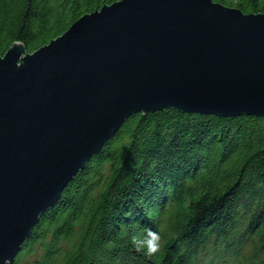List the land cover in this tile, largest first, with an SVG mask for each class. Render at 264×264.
Returning a JSON list of instances; mask_svg holds the SVG:
<instances>
[{"label":"water","instance_id":"obj_1","mask_svg":"<svg viewBox=\"0 0 264 264\" xmlns=\"http://www.w3.org/2000/svg\"><path fill=\"white\" fill-rule=\"evenodd\" d=\"M264 116V12L118 0L0 58V264L135 113Z\"/></svg>","mask_w":264,"mask_h":264},{"label":"trees","instance_id":"obj_2","mask_svg":"<svg viewBox=\"0 0 264 264\" xmlns=\"http://www.w3.org/2000/svg\"><path fill=\"white\" fill-rule=\"evenodd\" d=\"M118 0H0V58ZM245 13L264 0H216ZM264 264V116L135 113L69 182L12 263Z\"/></svg>","mask_w":264,"mask_h":264},{"label":"rangeland","instance_id":"obj_3","mask_svg":"<svg viewBox=\"0 0 264 264\" xmlns=\"http://www.w3.org/2000/svg\"><path fill=\"white\" fill-rule=\"evenodd\" d=\"M43 252V248L41 245H36L33 251L30 253L24 254L19 260L17 264H34L36 258H38Z\"/></svg>","mask_w":264,"mask_h":264}]
</instances>
